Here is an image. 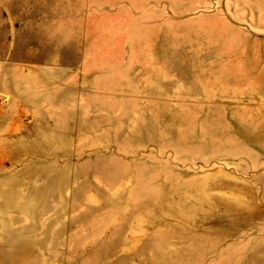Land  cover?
Segmentation results:
<instances>
[{"label": "rangeland", "instance_id": "374dc122", "mask_svg": "<svg viewBox=\"0 0 264 264\" xmlns=\"http://www.w3.org/2000/svg\"><path fill=\"white\" fill-rule=\"evenodd\" d=\"M4 68L0 264H264V0H0Z\"/></svg>", "mask_w": 264, "mask_h": 264}, {"label": "crops", "instance_id": "0c3cea01", "mask_svg": "<svg viewBox=\"0 0 264 264\" xmlns=\"http://www.w3.org/2000/svg\"><path fill=\"white\" fill-rule=\"evenodd\" d=\"M38 74L39 73H37V75ZM12 89H13V84L10 81H8V71L6 70V68H4V72L2 71L0 73V101H1L0 119H2V117H5V118L9 117L11 107L9 105L3 104L4 101L6 100L3 96L8 93L12 94V91H11Z\"/></svg>", "mask_w": 264, "mask_h": 264}, {"label": "bare ground", "instance_id": "6f19581e", "mask_svg": "<svg viewBox=\"0 0 264 264\" xmlns=\"http://www.w3.org/2000/svg\"><path fill=\"white\" fill-rule=\"evenodd\" d=\"M233 71L236 73H240L242 71V68H236V69H233ZM254 139L256 141H263L259 136H256Z\"/></svg>", "mask_w": 264, "mask_h": 264}, {"label": "built area", "instance_id": "2783aa9c", "mask_svg": "<svg viewBox=\"0 0 264 264\" xmlns=\"http://www.w3.org/2000/svg\"><path fill=\"white\" fill-rule=\"evenodd\" d=\"M0 116H1V101H0Z\"/></svg>", "mask_w": 264, "mask_h": 264}]
</instances>
